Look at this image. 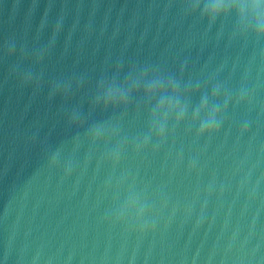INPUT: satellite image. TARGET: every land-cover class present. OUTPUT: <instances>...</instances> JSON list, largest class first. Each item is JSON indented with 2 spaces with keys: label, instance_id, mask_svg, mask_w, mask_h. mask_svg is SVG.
<instances>
[{
  "label": "water",
  "instance_id": "1",
  "mask_svg": "<svg viewBox=\"0 0 264 264\" xmlns=\"http://www.w3.org/2000/svg\"><path fill=\"white\" fill-rule=\"evenodd\" d=\"M0 0V264H264V8Z\"/></svg>",
  "mask_w": 264,
  "mask_h": 264
},
{
  "label": "snow or ice",
  "instance_id": "2",
  "mask_svg": "<svg viewBox=\"0 0 264 264\" xmlns=\"http://www.w3.org/2000/svg\"><path fill=\"white\" fill-rule=\"evenodd\" d=\"M264 8V0H216L214 7L220 9L248 8L249 6Z\"/></svg>",
  "mask_w": 264,
  "mask_h": 264
}]
</instances>
